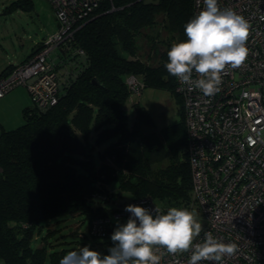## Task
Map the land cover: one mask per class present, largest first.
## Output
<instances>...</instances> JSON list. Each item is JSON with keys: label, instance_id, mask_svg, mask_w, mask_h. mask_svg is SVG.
Wrapping results in <instances>:
<instances>
[{"label": "trees", "instance_id": "1", "mask_svg": "<svg viewBox=\"0 0 264 264\" xmlns=\"http://www.w3.org/2000/svg\"><path fill=\"white\" fill-rule=\"evenodd\" d=\"M193 13V0H101L68 43L58 45V60L52 57L62 80L56 102L24 107V122L0 131L3 264H45L47 259L56 264L62 251L49 249L45 236L33 242L44 223L60 216L80 215L74 229L80 238L96 237L89 232L93 219L110 218L107 236L113 220L124 217L113 214L125 208L106 202L121 190L130 194L128 204L150 196L162 211L189 205L183 104L177 79L164 64L172 42L186 39L183 26ZM13 67L6 65L0 76ZM147 85L179 96L180 120L143 132L153 120L135 102L128 126L126 99ZM85 221L88 235L79 227ZM53 231L47 228L48 234Z\"/></svg>", "mask_w": 264, "mask_h": 264}, {"label": "built area", "instance_id": "2", "mask_svg": "<svg viewBox=\"0 0 264 264\" xmlns=\"http://www.w3.org/2000/svg\"><path fill=\"white\" fill-rule=\"evenodd\" d=\"M48 1L58 28L44 37L40 49L0 76V98L14 86L24 84L36 106L56 102L62 80L51 54L58 45L68 43L101 0ZM218 4L249 23L248 55L240 67L224 71L220 91L212 97L189 90L177 80L175 89L183 104L191 172L190 207L204 214V231L236 244L237 251L225 257L223 264H264V0H218ZM193 6L194 17L203 8L202 0L199 6L193 0ZM128 83L133 87L135 79L130 76ZM129 204L159 208L150 196L132 199ZM129 215L123 211L113 217L127 219ZM110 225V218H95L89 232L103 237ZM203 235L202 231L197 239ZM189 256L190 252H164L160 264H188Z\"/></svg>", "mask_w": 264, "mask_h": 264}, {"label": "clouds", "instance_id": "3", "mask_svg": "<svg viewBox=\"0 0 264 264\" xmlns=\"http://www.w3.org/2000/svg\"><path fill=\"white\" fill-rule=\"evenodd\" d=\"M202 2L203 8L183 26L186 39L172 42L164 67L189 90L212 97L220 91L224 71L238 68L246 60L250 25L234 10L222 9L218 0ZM124 210L130 215L126 222H117L106 254L84 245L67 251L59 264H160L164 252H190L188 264H223L225 257L237 251L235 243H225L204 231L196 215L186 208L173 206L164 212L128 204Z\"/></svg>", "mask_w": 264, "mask_h": 264}, {"label": "rangeland", "instance_id": "4", "mask_svg": "<svg viewBox=\"0 0 264 264\" xmlns=\"http://www.w3.org/2000/svg\"><path fill=\"white\" fill-rule=\"evenodd\" d=\"M57 28V21L48 0H0V71L6 65L20 62L35 45L40 43L45 36L55 32ZM135 102L142 105L153 120L151 127L143 126L141 129L143 132H148L151 129L159 130L163 126L181 119L179 96L164 86L147 85L139 93H130L124 104L128 126L132 124L134 118ZM33 104L34 100L27 85L18 84L8 90L0 98V131L23 123V108L32 107ZM119 192L113 195L112 201L106 202L108 206L117 209L122 206L125 208L128 205L131 199L130 194L122 190ZM190 205L189 203L188 206L178 208L192 211L203 226L206 221L204 214L195 206L190 207ZM163 211L166 212L167 209ZM79 216V214H74L72 217L69 215L60 216L47 221L37 233L40 238L33 242L34 245L39 244L40 239L45 236V240L52 245L49 249L62 251L60 259L67 251L78 250L84 245L106 254L107 249L112 245L110 236L117 222H126L125 217L113 220L114 227L105 237H88L87 223L86 221L81 222L79 227L88 236L80 238L74 233ZM48 227L53 228L54 231L48 234ZM0 264L3 263L0 261ZM45 264H50L48 259ZM56 264H59V261Z\"/></svg>", "mask_w": 264, "mask_h": 264}, {"label": "crops", "instance_id": "5", "mask_svg": "<svg viewBox=\"0 0 264 264\" xmlns=\"http://www.w3.org/2000/svg\"><path fill=\"white\" fill-rule=\"evenodd\" d=\"M31 53V52H30ZM29 53V54H30ZM29 54L28 55H26V57L25 58H23L22 60H20V62H22L23 60H25L28 56H29ZM53 54V57H55V54H54V52L52 53ZM52 54H51V58H52ZM55 60H58V58L57 57H55L54 58ZM20 62H18V63H20ZM15 65V64H14ZM1 72V71H0ZM65 76H67V75H65Z\"/></svg>", "mask_w": 264, "mask_h": 264}, {"label": "water", "instance_id": "6", "mask_svg": "<svg viewBox=\"0 0 264 264\" xmlns=\"http://www.w3.org/2000/svg\"><path fill=\"white\" fill-rule=\"evenodd\" d=\"M146 1H150V0H144V2H146Z\"/></svg>", "mask_w": 264, "mask_h": 264}]
</instances>
